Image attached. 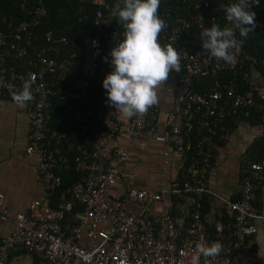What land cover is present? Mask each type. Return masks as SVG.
Listing matches in <instances>:
<instances>
[{
	"label": "built area",
	"instance_id": "1",
	"mask_svg": "<svg viewBox=\"0 0 264 264\" xmlns=\"http://www.w3.org/2000/svg\"><path fill=\"white\" fill-rule=\"evenodd\" d=\"M68 1L77 4L78 20L89 19L97 34L83 33L79 41V37H69L53 27L43 32L42 44L29 57L22 38L30 42L33 30L46 16L43 0H22L26 19L0 28V97L11 96L12 91L22 90L24 81L34 79V99L26 104L29 129L25 151L36 156V174L42 184L40 197L33 199L26 211L11 217L10 230L0 238V264H6L16 250L34 255L41 264H179L181 260L190 264L200 242L223 246L214 259L201 256L200 264H264V257L246 245L256 232L254 221L264 219L256 204L264 171V140L262 156L239 178L237 199L209 185L216 152L239 120L257 113L264 138L261 71L251 65L243 67V50L232 63L210 57L199 38L201 28L214 23L221 29L233 27L225 20V0H160L158 14L167 27L159 42L171 44L182 56V71H172L168 79L175 83L170 108L163 119L157 105L144 116L123 119L106 103V94L87 105L82 119H90L94 125L82 126L83 141L89 147L81 149L82 156L75 162L81 179L72 185L68 198L51 205L61 177L56 171V149L49 146L54 89L46 76L69 67L83 45L87 55L84 73H99L103 82L112 68L101 38L116 47L125 31L111 15L115 4L123 7V0ZM234 2L237 0H230ZM234 31L237 40L244 38L238 29ZM15 59H26L29 68L20 71L8 64ZM260 63L264 68V60ZM208 77V89L194 87L196 83L205 85ZM238 82L251 89L239 90ZM74 97L79 99L77 94ZM59 137L51 131L55 144ZM119 137L121 142L108 145ZM136 140L170 147L178 155L174 173L156 189L129 187L123 199L115 197L112 189L123 178L128 150ZM162 157L169 167L170 153L163 150ZM2 199L0 192V219L5 220L9 214ZM126 201L135 204L137 211H130ZM178 219L183 220L182 226L176 223Z\"/></svg>",
	"mask_w": 264,
	"mask_h": 264
},
{
	"label": "crops",
	"instance_id": "2",
	"mask_svg": "<svg viewBox=\"0 0 264 264\" xmlns=\"http://www.w3.org/2000/svg\"><path fill=\"white\" fill-rule=\"evenodd\" d=\"M175 89L173 80H167L158 89L160 119L170 108ZM120 117H123L120 113ZM29 121L24 107L17 106L11 96L0 97V192L2 204L9 217L0 219V238L11 228V217L16 212L26 211L33 199L39 198L42 184L36 174V156L25 151ZM261 132L257 124L239 120L231 130L230 137L220 145L214 160V170L209 179L212 189L231 198L239 197V178L262 156ZM122 141L114 138L113 146ZM170 153V166L165 167L162 151ZM178 155L170 147L152 140H136L128 150V159L123 167V178L112 189V194L124 198L129 187L156 189L165 184L174 173ZM256 204L264 215V171L260 175ZM127 208L135 212L137 206L126 201ZM256 232L248 237L246 245L264 257V219L255 220ZM6 264H41L32 254L16 250Z\"/></svg>",
	"mask_w": 264,
	"mask_h": 264
},
{
	"label": "clouds",
	"instance_id": "3",
	"mask_svg": "<svg viewBox=\"0 0 264 264\" xmlns=\"http://www.w3.org/2000/svg\"><path fill=\"white\" fill-rule=\"evenodd\" d=\"M258 3L259 0H237L222 5L225 18L233 27L221 29L215 23L210 28L202 27L199 38L204 52L217 60L234 62L243 45V40L236 39L234 29L244 38L255 31L256 14L250 9ZM159 6L160 0H123V7L117 3L111 11L125 31L121 42L111 48L112 71L106 75L102 86L106 90V103L126 118L146 115L158 103V89L169 79L170 73L182 71L180 53L171 44L159 42L160 33L167 27L158 14ZM33 83L34 79L26 80L22 90L11 92L17 106L24 107L34 99ZM176 223L182 226L183 220L178 219ZM222 248L219 242L197 243L190 264H200L201 256L214 259Z\"/></svg>",
	"mask_w": 264,
	"mask_h": 264
},
{
	"label": "trees",
	"instance_id": "4",
	"mask_svg": "<svg viewBox=\"0 0 264 264\" xmlns=\"http://www.w3.org/2000/svg\"><path fill=\"white\" fill-rule=\"evenodd\" d=\"M43 2L46 8V16L33 30L34 34L30 37V42H26L24 36L22 38L27 44L29 57H32L36 49L42 44L43 32L53 27H58L61 32L69 37L77 39L79 37V41L83 33L91 35L98 33L89 19L78 20L76 15L78 6L75 2L68 0H43ZM21 3L22 0H0V28L8 27L9 24L16 25L26 19L27 13L22 8ZM228 4H230V0H225V5ZM252 8L256 14L257 27L254 32L248 34L247 38L242 39L243 67L251 65L259 69L264 78V68L260 63L261 60H264V0H259V3L254 4ZM101 41L104 53L108 55L114 45L103 38ZM86 60V50L81 45L69 67L59 73L46 76L49 85L54 89V93L50 95L49 146L56 149V156L59 159L56 171L61 177V183L52 196L51 205H55L61 198H68L72 185L81 179L82 173L75 170V162L78 157L82 156L81 149L88 150L89 147V144L83 141L82 126L84 124L94 125V121L90 119L83 121V110L87 105L92 106L106 94V90L102 86L101 74L95 73L88 76L84 73ZM8 64L20 71L29 68L26 59L9 60ZM206 80L205 85L196 83L194 87L198 90L208 89L211 79L208 77ZM84 82L85 86L82 87ZM238 87L241 91L251 89L250 85L243 82H238ZM75 94L79 95V99L74 97ZM245 120L251 124H257L259 116L257 113H253L251 117ZM51 131H56L60 135L57 144H55V139L50 138ZM89 133L90 130H86V134ZM260 139L263 141V136ZM262 148L263 144L261 143L260 149Z\"/></svg>",
	"mask_w": 264,
	"mask_h": 264
}]
</instances>
